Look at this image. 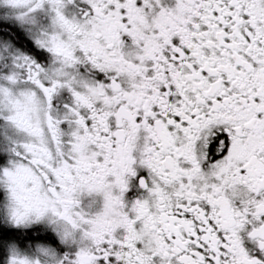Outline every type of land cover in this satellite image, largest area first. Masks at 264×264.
<instances>
[{
  "label": "snow or ice",
  "instance_id": "snow-or-ice-1",
  "mask_svg": "<svg viewBox=\"0 0 264 264\" xmlns=\"http://www.w3.org/2000/svg\"><path fill=\"white\" fill-rule=\"evenodd\" d=\"M0 264H264V0H0Z\"/></svg>",
  "mask_w": 264,
  "mask_h": 264
}]
</instances>
